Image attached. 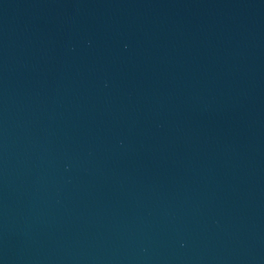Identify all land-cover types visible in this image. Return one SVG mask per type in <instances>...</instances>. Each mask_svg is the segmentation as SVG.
<instances>
[{
    "label": "water",
    "instance_id": "95a60500",
    "mask_svg": "<svg viewBox=\"0 0 264 264\" xmlns=\"http://www.w3.org/2000/svg\"><path fill=\"white\" fill-rule=\"evenodd\" d=\"M0 264H264V0H0Z\"/></svg>",
    "mask_w": 264,
    "mask_h": 264
}]
</instances>
